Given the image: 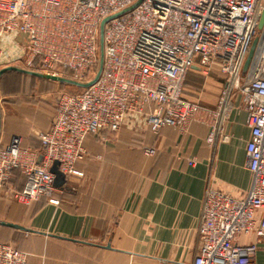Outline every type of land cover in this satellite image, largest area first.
Returning <instances> with one entry per match:
<instances>
[{
    "label": "built area",
    "instance_id": "obj_1",
    "mask_svg": "<svg viewBox=\"0 0 264 264\" xmlns=\"http://www.w3.org/2000/svg\"><path fill=\"white\" fill-rule=\"evenodd\" d=\"M137 1L0 0V69L23 63L29 71L67 77L64 69L79 82L93 78L99 24L115 16L104 25L99 79L77 94L58 96L51 126L39 135L41 151L22 148L17 138L0 147V188L17 170L24 185L14 198L50 199L76 176L74 165L85 156L88 136L103 140L134 117L156 134L167 127L185 131L210 113L211 143L239 96L250 130L245 148L250 185L238 197L205 190L191 264H256V243L236 240L250 232L264 238V218L255 219L264 208V0H140L116 16ZM197 60L205 72L216 66L221 76L214 110L183 98L186 76ZM143 153L151 156L154 150ZM53 162L65 179L60 188L53 185ZM26 260L25 253L0 244V264Z\"/></svg>",
    "mask_w": 264,
    "mask_h": 264
},
{
    "label": "crops",
    "instance_id": "obj_2",
    "mask_svg": "<svg viewBox=\"0 0 264 264\" xmlns=\"http://www.w3.org/2000/svg\"><path fill=\"white\" fill-rule=\"evenodd\" d=\"M43 81L54 88L70 87ZM221 85L216 66L205 72L197 60L186 76L183 98L214 110ZM43 93L36 95L38 100H19L6 109L0 102V147L17 138L22 148L41 151L39 135L48 131L55 113L47 103L50 96ZM129 123L115 135L105 133L103 140L88 136L85 156L74 165L76 176L50 199L24 203L14 198L24 177L12 172L8 185L0 188V244L25 253L26 264H191L198 251L205 190L212 187L238 197L250 185L245 153L250 130L241 99H232L211 143L210 113L185 131L167 127L155 134L142 118ZM145 148L154 154L146 156ZM260 218L264 208L255 214ZM236 243H256L255 263L264 264V238L250 232Z\"/></svg>",
    "mask_w": 264,
    "mask_h": 264
},
{
    "label": "rangeland",
    "instance_id": "obj_3",
    "mask_svg": "<svg viewBox=\"0 0 264 264\" xmlns=\"http://www.w3.org/2000/svg\"><path fill=\"white\" fill-rule=\"evenodd\" d=\"M14 66L25 69L23 63H17ZM53 83L48 81H40L38 79L29 78L26 76L18 74H9L2 79L0 87V102L2 106L6 109L10 103L18 102L19 100H38L39 97L36 96L41 91H45V96L48 95L47 103L56 105L57 97L61 93H71L77 94L80 92L79 89L75 87H57L54 90ZM184 95V93H183Z\"/></svg>",
    "mask_w": 264,
    "mask_h": 264
},
{
    "label": "water",
    "instance_id": "obj_4",
    "mask_svg": "<svg viewBox=\"0 0 264 264\" xmlns=\"http://www.w3.org/2000/svg\"><path fill=\"white\" fill-rule=\"evenodd\" d=\"M140 2V0H138L136 3H134L132 6L128 7L127 9H125L124 11L120 12L119 14H117L116 16L130 11L132 10L138 3ZM115 16L112 17H108L105 18L101 21V23L99 24V29H98V59H97V67H96V71L95 74L93 76V78L87 82H79L73 79H70L68 77H63V76H58V75H48V74H42V73H38V72H33V71H29V70H25L22 68H19L17 66H7L4 68L0 69V78L3 74L7 73V72H16V73H21V74H25V75H29L32 77H36L39 79H45V80H49L52 82H56L60 85H66V86H72V87H76V88H81V89H86L88 87H90L91 85H93L100 77V74L102 72V68H103V30H104V25L106 24V22L108 20H110L111 18H113ZM262 20L259 24V26L261 25ZM254 46H255V41L253 42L251 49L249 51V54L246 58V61L244 63V69L247 67V64L252 56L253 50H254ZM50 172L53 174L54 176V180H53V185L56 188H60L65 184V179L62 175V173L59 172L58 170V163L57 162H53L51 168H50ZM5 224V223H2ZM9 227L12 228H16V229H20V230H24L27 231L26 229L17 226V225H13V224H5Z\"/></svg>",
    "mask_w": 264,
    "mask_h": 264
},
{
    "label": "trees",
    "instance_id": "obj_5",
    "mask_svg": "<svg viewBox=\"0 0 264 264\" xmlns=\"http://www.w3.org/2000/svg\"><path fill=\"white\" fill-rule=\"evenodd\" d=\"M62 73H63V75L64 76H70V74H69V72L67 71V70H62ZM9 74H17L16 72H7V73H5V74H3L2 76H1V78H0V83H1V80L4 78V75L5 76H7V75H9ZM20 74V73H19ZM23 75V74H22ZM38 80H40V81H43L44 79H39V78H37ZM76 88V87H75ZM77 89H79L80 91H81V88H77ZM14 171H16V170H14ZM14 171H12V172H14Z\"/></svg>",
    "mask_w": 264,
    "mask_h": 264
}]
</instances>
